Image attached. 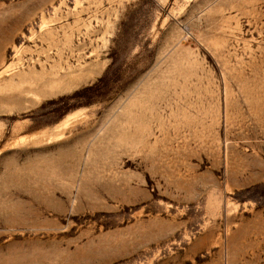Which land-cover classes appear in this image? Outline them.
Returning a JSON list of instances; mask_svg holds the SVG:
<instances>
[{
	"label": "rangeland",
	"instance_id": "374dc122",
	"mask_svg": "<svg viewBox=\"0 0 264 264\" xmlns=\"http://www.w3.org/2000/svg\"><path fill=\"white\" fill-rule=\"evenodd\" d=\"M263 229L264 0H0V264H232Z\"/></svg>",
	"mask_w": 264,
	"mask_h": 264
},
{
	"label": "crops",
	"instance_id": "0c3cea01",
	"mask_svg": "<svg viewBox=\"0 0 264 264\" xmlns=\"http://www.w3.org/2000/svg\"><path fill=\"white\" fill-rule=\"evenodd\" d=\"M241 251V250H240ZM138 253V250L130 249L123 254L125 258H131ZM115 259L114 249H108L98 255V260L90 264H113ZM236 263L232 264H264V229L259 237L252 240L249 249H243L237 257ZM241 261V262H240Z\"/></svg>",
	"mask_w": 264,
	"mask_h": 264
},
{
	"label": "bare ground",
	"instance_id": "6f19581e",
	"mask_svg": "<svg viewBox=\"0 0 264 264\" xmlns=\"http://www.w3.org/2000/svg\"><path fill=\"white\" fill-rule=\"evenodd\" d=\"M67 118V117H66ZM70 118V117H69ZM65 125V124H64ZM61 127H62V125H61Z\"/></svg>",
	"mask_w": 264,
	"mask_h": 264
}]
</instances>
